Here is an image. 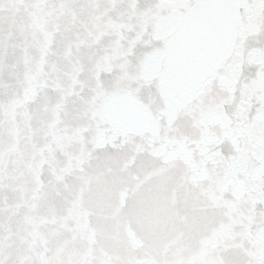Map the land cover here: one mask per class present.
<instances>
[{
    "label": "water",
    "instance_id": "1",
    "mask_svg": "<svg viewBox=\"0 0 264 264\" xmlns=\"http://www.w3.org/2000/svg\"><path fill=\"white\" fill-rule=\"evenodd\" d=\"M0 264H264V0H0Z\"/></svg>",
    "mask_w": 264,
    "mask_h": 264
}]
</instances>
